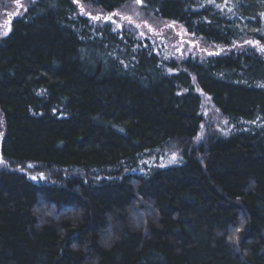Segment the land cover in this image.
<instances>
[{
    "label": "trees",
    "instance_id": "1",
    "mask_svg": "<svg viewBox=\"0 0 264 264\" xmlns=\"http://www.w3.org/2000/svg\"><path fill=\"white\" fill-rule=\"evenodd\" d=\"M130 1L31 0L0 38V264H264V0H140L180 63L103 16ZM203 95L228 130L196 145Z\"/></svg>",
    "mask_w": 264,
    "mask_h": 264
},
{
    "label": "rangeland",
    "instance_id": "2",
    "mask_svg": "<svg viewBox=\"0 0 264 264\" xmlns=\"http://www.w3.org/2000/svg\"><path fill=\"white\" fill-rule=\"evenodd\" d=\"M30 1L31 0H0V38L8 34L12 21L26 10ZM86 11L94 13L96 17L102 16L99 12L88 9H86ZM112 13H117L118 15H111ZM112 13L103 14V16H111V19L108 21L111 22L115 28L119 30L126 29L135 33L138 37L149 39L155 47L163 53L164 57H172L180 63L189 56L197 58L204 55L205 51L196 47V39L185 32L183 28L171 23H166L167 25H164L161 24L162 22L160 23L161 26H156L159 24V21L145 15L142 10L141 1L140 3H137V0L130 1L120 10ZM112 21H115V23ZM247 46H253V44L247 43ZM199 47L202 48L203 45L199 43ZM262 53L264 54L263 51ZM202 112L204 122L194 140L196 145L206 142L209 136L214 133L228 130L226 120L214 109L211 101L205 95L202 96ZM172 156V154L166 153L165 155H161V158L157 162L161 165L173 163L175 160L172 159ZM14 165L15 164H13V166ZM9 166V163H6L4 160L3 163H0V169L8 168ZM28 166V164L22 166L23 168L17 166V169L27 172L30 176L39 177L42 175L43 179L38 180H49L47 175L41 172L37 167L33 165H31V167ZM42 210L43 212L48 211L43 208ZM134 215L136 217L142 214L139 209H136Z\"/></svg>",
    "mask_w": 264,
    "mask_h": 264
},
{
    "label": "snow or ice",
    "instance_id": "3",
    "mask_svg": "<svg viewBox=\"0 0 264 264\" xmlns=\"http://www.w3.org/2000/svg\"><path fill=\"white\" fill-rule=\"evenodd\" d=\"M74 2H75V0H74ZM137 3H140V0H137ZM82 11H83V9H82ZM111 15H118L117 13H112ZM91 19H96V20H99L100 19V17H90ZM105 19L106 20H110L111 19V16H109V17H105ZM113 23H115V21H112ZM6 34V33H5ZM261 51H264V48H261ZM172 159L173 160H175L176 159V154L175 153H173V156H172ZM0 163H3V158L2 157H0ZM28 167H31V165H29ZM30 179H32V180H34V181H36V180H38V179H43V176L41 175V176H31L30 177ZM231 238V237H230Z\"/></svg>",
    "mask_w": 264,
    "mask_h": 264
}]
</instances>
